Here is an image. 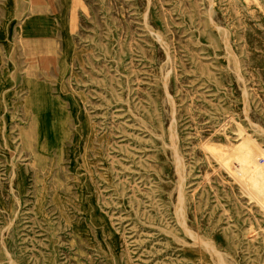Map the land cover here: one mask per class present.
Here are the masks:
<instances>
[{"label": "rangeland", "instance_id": "1", "mask_svg": "<svg viewBox=\"0 0 264 264\" xmlns=\"http://www.w3.org/2000/svg\"><path fill=\"white\" fill-rule=\"evenodd\" d=\"M0 264H264V0H0Z\"/></svg>", "mask_w": 264, "mask_h": 264}, {"label": "built area", "instance_id": "2", "mask_svg": "<svg viewBox=\"0 0 264 264\" xmlns=\"http://www.w3.org/2000/svg\"><path fill=\"white\" fill-rule=\"evenodd\" d=\"M255 160L259 161V155H255Z\"/></svg>", "mask_w": 264, "mask_h": 264}, {"label": "bare ground", "instance_id": "3", "mask_svg": "<svg viewBox=\"0 0 264 264\" xmlns=\"http://www.w3.org/2000/svg\"><path fill=\"white\" fill-rule=\"evenodd\" d=\"M181 175V174H180Z\"/></svg>", "mask_w": 264, "mask_h": 264}]
</instances>
